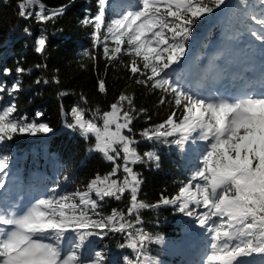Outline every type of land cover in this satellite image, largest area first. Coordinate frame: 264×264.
<instances>
[{
	"label": "snow or ice",
	"instance_id": "1",
	"mask_svg": "<svg viewBox=\"0 0 264 264\" xmlns=\"http://www.w3.org/2000/svg\"><path fill=\"white\" fill-rule=\"evenodd\" d=\"M222 5L226 0H134L108 19L111 0H97L96 13L82 21L93 26V46L103 47L109 63H123L124 56L130 57L125 67L133 76L142 77L136 82L158 90L160 104L175 106L165 121L144 129L141 136L174 144L181 151L189 144L204 147L193 157L191 174L178 193L149 205L138 198L143 180L130 166L152 161L159 167L160 156L155 151L141 155L131 135L134 119L147 110H137L133 97L124 93L110 110L101 113L97 109L90 119L84 108L74 106L72 123L67 127L85 138L93 136L92 150L112 162L113 168L104 176L97 175L84 191L57 194V184L51 194H41L26 204L9 201L5 195L0 201V264H118L93 247L91 238L109 233L126 234V242L119 247L135 253L134 259L123 257V264H159L145 248L153 239L163 243L162 236L153 238L134 229L124 211L114 208L109 215L101 211L105 198L119 201L126 193L130 197L127 216L134 217L136 224L140 223L142 209L160 204L176 205L179 212L195 217L207 237L198 264H264V0H260L259 14L252 11L255 5L249 0L228 5L243 6L246 18L257 26L249 31L261 45L259 73L251 78L232 77L230 84L216 87L224 76L210 67L193 89L173 68L185 58L194 25ZM35 6L38 10L31 11ZM66 7L49 9L42 0H20L18 4L21 17L34 15L37 22L54 20ZM46 41L43 34L36 39L37 53L45 51ZM83 55L91 54L85 50ZM24 71L16 68L17 73ZM4 72L9 74L11 70ZM20 87L17 80L8 89L9 95ZM98 88L106 92L103 79ZM3 91L5 87L0 84ZM16 112L14 102L0 106V146L19 134L53 131L47 123L29 121ZM8 169L9 157L0 155V189L5 187ZM121 169L123 179H114Z\"/></svg>",
	"mask_w": 264,
	"mask_h": 264
},
{
	"label": "trees",
	"instance_id": "2",
	"mask_svg": "<svg viewBox=\"0 0 264 264\" xmlns=\"http://www.w3.org/2000/svg\"><path fill=\"white\" fill-rule=\"evenodd\" d=\"M42 2L49 9L67 7L54 20L37 22L34 15L29 18L19 15L20 0H0V84L5 87V91L0 92V106L14 102L17 116L47 123L53 130L47 134H19L0 146V155L9 157L8 174L4 177L5 187L0 189V201L5 195L11 198L17 193L38 198L41 194H51V189L57 184V194L84 191L97 175L104 176L111 172L112 162L92 150L95 138L91 135L85 138L78 130L68 128L67 124L72 123L71 109L74 106L84 108L86 118L90 119L97 109L101 113L110 110L111 104L121 93L133 97L137 110H147L133 121L131 135L137 141V150L141 155L155 151L161 158L159 167L152 161L130 165L143 180L138 198L149 205H156L162 197L175 196L189 178L195 164L193 157L203 149V144L198 143L197 149L189 144L181 151L174 144L148 141L141 136L144 129L165 121L175 106L171 103L160 104L161 93L158 90H151L136 82L142 77L133 76L125 67L130 57L124 56L123 63H109L103 54V47L93 46V26L84 25L82 21L96 13L97 0ZM237 2L226 0V5L202 17L194 25L186 54L196 57L195 68L181 63L173 66L181 79L191 84L193 89L198 81L195 75L200 71L201 60L205 57L208 60L207 70L211 67L214 72H223L225 76L217 85L227 77L251 78L254 73H259L260 63L253 57L255 49L248 45L251 38L249 29L257 26L246 18L243 6H228H234ZM111 3L113 8L108 13V19L114 18L116 12L134 3V0H111ZM249 3L255 5L252 11L259 14L260 0H249ZM30 10L35 12L38 6ZM41 34L47 37L46 48L43 53H37L35 41ZM222 39L226 44L235 39L241 40L244 50L240 55L230 54L223 47ZM233 46L236 47L234 50L238 47L236 43ZM208 47H212V50L205 53ZM85 50L91 55H83ZM239 58L245 65L243 73L233 67V62ZM18 67L25 71L17 73ZM4 69L11 72L5 74ZM100 79L105 81L104 93L98 88ZM17 80L21 85L20 90L9 95L8 89ZM37 112L43 115L36 117ZM177 113L179 115L180 110ZM101 122L97 120L98 124ZM117 163L122 164L123 161L118 160ZM123 176L121 169L113 178L122 180ZM93 198H96L94 194ZM129 199L127 193L119 201L105 198L101 211L104 215H109L114 208L124 211L126 218L134 223V229H141L153 238L162 236L163 243H156L153 239L145 248L146 254L159 264H198L207 237L195 217L179 212L176 205L160 204L142 209L140 223L136 224L134 217L127 216ZM91 239L94 249L106 252L110 262L116 260L118 264H123V257L135 258L131 249L119 247L126 242L124 233H109L106 237Z\"/></svg>",
	"mask_w": 264,
	"mask_h": 264
},
{
	"label": "rangeland",
	"instance_id": "3",
	"mask_svg": "<svg viewBox=\"0 0 264 264\" xmlns=\"http://www.w3.org/2000/svg\"><path fill=\"white\" fill-rule=\"evenodd\" d=\"M221 42L223 44H225V46L223 44L222 45H223V47H225L227 49V51L230 54L240 55L239 53H241L244 50V45H243V42L241 40L235 39V41L226 44L225 40L222 39ZM235 43L237 44L238 47H237L236 50L233 51L232 45L235 44ZM248 45L255 49V53H254L253 57H254V59L257 62L260 63V61L262 59L260 42L256 41L255 38L251 36L250 40H248ZM210 50H212V47L206 48L204 52L208 53V52H210ZM184 59L186 61V63H185L186 65H189V62L192 61L191 67L195 68V65L193 64V62H195L196 57L194 55H188L187 54ZM207 62H208V60H207L206 57L201 60V68H200V71L196 73L195 78L199 79L201 74L204 73L207 70L206 69ZM221 73L223 74V72H221ZM231 82H232V79L230 77H227L225 80L222 81V84L216 85V87H221L223 85H228ZM237 83H239V80H237ZM99 124H102V122L99 123ZM192 147H194V149H197V145H192ZM8 199H9V201H12V202H15V201L19 200L22 204H24L26 201L33 200L35 198L32 197V195H27L26 193H24V194H22V193L18 194L17 193L15 195H13L11 198H8ZM196 228L198 229V226H196ZM197 231H199V230H197Z\"/></svg>",
	"mask_w": 264,
	"mask_h": 264
}]
</instances>
